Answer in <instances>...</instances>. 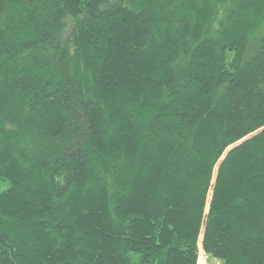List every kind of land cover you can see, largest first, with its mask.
<instances>
[{"label":"trees","instance_id":"trees-1","mask_svg":"<svg viewBox=\"0 0 264 264\" xmlns=\"http://www.w3.org/2000/svg\"><path fill=\"white\" fill-rule=\"evenodd\" d=\"M264 264V0H0V264Z\"/></svg>","mask_w":264,"mask_h":264},{"label":"rangeland","instance_id":"rangeland-1","mask_svg":"<svg viewBox=\"0 0 264 264\" xmlns=\"http://www.w3.org/2000/svg\"><path fill=\"white\" fill-rule=\"evenodd\" d=\"M197 263L198 264H221L219 260L207 256L201 249L199 251Z\"/></svg>","mask_w":264,"mask_h":264}]
</instances>
